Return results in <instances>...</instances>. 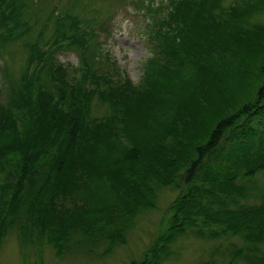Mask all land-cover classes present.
<instances>
[{"label":"trees","instance_id":"16d2710c","mask_svg":"<svg viewBox=\"0 0 264 264\" xmlns=\"http://www.w3.org/2000/svg\"><path fill=\"white\" fill-rule=\"evenodd\" d=\"M224 1L148 3L153 57L139 84L96 68L90 49L112 59L80 16H57L47 39L26 0H0V49L28 50L0 87V247L16 233L24 251L105 258L171 187L166 229L137 264H161L189 234L240 237L232 256L264 264V24L249 22L264 0ZM71 47L84 53L76 66L58 61Z\"/></svg>","mask_w":264,"mask_h":264},{"label":"rangeland","instance_id":"374dc122","mask_svg":"<svg viewBox=\"0 0 264 264\" xmlns=\"http://www.w3.org/2000/svg\"><path fill=\"white\" fill-rule=\"evenodd\" d=\"M235 1L225 0L224 3L227 6ZM148 3L167 7L170 0H26L25 15L34 27L33 35L42 34V38L47 39L55 32L57 16H80L91 30L96 31V38L105 40L110 52L112 61L102 59L95 48L85 53L96 62V68L103 72L111 69L112 65L116 66L121 70L120 75L125 71L134 83L140 84L145 78L147 61L153 57L152 43L146 33L147 25L151 26L153 20V14L147 12ZM249 22L264 24V9L252 15ZM27 52L20 40L0 49L1 89H6L7 77L17 81ZM83 56L84 53L71 47L60 51L58 58L64 63L77 64ZM32 71L33 68L30 69ZM5 93L0 101L6 96ZM107 112L105 104L95 101L94 115L104 116ZM255 180L257 198L254 201L258 202L259 196L264 193V173ZM177 195L178 190L174 188H162L155 208L145 211L128 233L126 241L105 258L79 253L62 257L48 245L31 246L24 251L17 234L10 233L0 247V264H137L143 260L144 253L157 236L166 229L167 208ZM244 244L247 243L240 237L211 240L192 234L184 235L171 245L161 264H246L232 256L233 247ZM260 248L264 249V246Z\"/></svg>","mask_w":264,"mask_h":264}]
</instances>
